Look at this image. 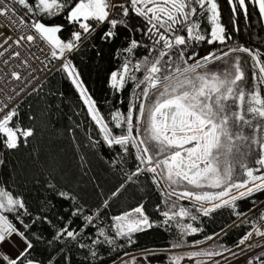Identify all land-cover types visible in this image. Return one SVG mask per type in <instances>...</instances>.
Wrapping results in <instances>:
<instances>
[{
	"label": "snow or ice",
	"instance_id": "6c2138e0",
	"mask_svg": "<svg viewBox=\"0 0 264 264\" xmlns=\"http://www.w3.org/2000/svg\"><path fill=\"white\" fill-rule=\"evenodd\" d=\"M227 4L237 33L238 14L242 12L248 21L250 6L264 21V0H227ZM116 9L120 11L115 12ZM133 15L143 21L134 28L130 23ZM58 17L73 28L67 40L60 35L65 31L64 24L45 22ZM0 18L19 33L14 39L0 29V37H4L0 41V57L8 53L7 58L0 59V65L7 66L6 70L0 67V92L10 88L11 82L26 85L35 79L37 69L31 61L40 59L36 55L39 51L44 54L41 71L61 72L79 96L90 121L82 129L86 137L84 147L94 149L102 142L109 149H118L111 164L120 168L123 182L97 208L88 211L70 192H56L59 198L70 202V215L48 241L49 247L56 242H71L87 249L95 259L101 246L114 250L122 246L117 244L121 240L128 245L136 243L137 234L158 226L145 212L143 203L110 216L107 226H101L100 221L111 201L129 184H138L143 176L161 196V203L156 205L160 225L166 230L175 229L179 237L167 249L168 264L182 261L219 264L214 258L222 256V250L200 246L220 233L192 241L186 238L203 232L194 222H200L202 217L210 218L225 208L231 210L241 225H251L236 248L243 254L264 249L259 239L264 238L261 227L264 210L255 222L248 218L252 208L248 212L239 210V202L264 192V59H261L264 52L229 43L233 36L222 23L218 0H0ZM205 20L207 28L203 26ZM105 26L102 42H113L120 28L129 33L127 47L116 50L114 58L121 63L109 74L108 88L121 97L128 85H132L127 111L114 107L107 118L73 62V54ZM137 34L139 40L135 38ZM205 43L218 47L201 56L198 49ZM13 46L16 50L9 51ZM141 48L146 54L137 57L136 52ZM239 53L251 57V89L247 87L243 66L246 62ZM217 63L223 67L212 70L210 66ZM24 91L21 87L15 95ZM8 99L9 103H0V143L6 150H15L21 141L27 144L34 129L21 126L20 112L13 106L12 97ZM118 103L122 105L123 100L119 99ZM28 118L33 119L31 115ZM93 126L99 139L91 131ZM75 128L80 129L81 125L76 124ZM247 129H251V135ZM68 131L80 153L81 169L85 170L86 154L73 128ZM254 152L257 157L254 166H250L249 157ZM129 158L134 161L131 171L124 168ZM3 163L0 159V165ZM48 187L55 190L51 182ZM251 202L255 208L257 201ZM28 215L24 199L0 185V264H42L32 256L34 242L27 235L32 225L23 219ZM73 218L82 221L78 228L72 227ZM40 220L51 223L47 216H36L33 224ZM89 228L93 230L91 233L87 232ZM85 236L90 243L84 241ZM253 237L258 238L256 242H252ZM16 238L25 247L13 258L5 249L8 246L18 249ZM217 247L223 249V245ZM182 248L193 250L173 251ZM59 251L64 253V264H71L64 248ZM124 256L129 259L121 257V264H137V257L127 252ZM54 260L55 256L50 254L47 264H53ZM247 264H264V250L249 256Z\"/></svg>",
	"mask_w": 264,
	"mask_h": 264
},
{
	"label": "trees",
	"instance_id": "16d2710c",
	"mask_svg": "<svg viewBox=\"0 0 264 264\" xmlns=\"http://www.w3.org/2000/svg\"><path fill=\"white\" fill-rule=\"evenodd\" d=\"M221 6L222 23L227 28L228 33L233 36V41L253 50L259 49L264 52V28L260 18L255 12L251 25L244 19L243 13H239L237 24L240 31L237 33L233 28V17L227 0H218ZM50 24H64L65 31L60 35L67 39L70 27L66 20L58 17L45 21ZM131 26L143 23L134 15L130 20ZM205 28L209 27L205 20ZM106 26L94 34V37L87 41L85 46L77 53L73 54V62L78 68L85 86L88 88L102 114L107 118L114 107H121L125 112L128 107L129 93L132 85L129 84L121 97H116L108 88V77L112 70L119 67L121 61L114 58L117 49L127 47L126 37L129 33L126 29L120 28L119 35L113 42H102L100 37ZM136 39H140L137 34ZM93 45H95L93 47ZM218 45L209 46L206 43L199 49L201 56ZM99 53V55L97 54ZM144 49L136 52L137 57L145 55ZM246 75L248 77L247 87L252 88L251 58L246 53H239ZM264 59V56L261 57ZM212 70H217L223 66L219 63L210 66ZM63 93V95H61ZM122 99L123 104L118 100ZM20 123L23 128H33L34 135L28 138L27 144L21 141L20 147L15 150L4 149L0 143V185L11 190L14 195L24 199L30 213L24 216L25 223L32 225L29 239L34 242L32 256L42 264H47L50 254L55 256L53 264H64V253L60 252L61 247L71 257V264H110L124 256V253L146 251L150 249H164L179 239L175 229L166 230L160 225L161 217L156 211V205L161 203V196L149 179L141 176L138 184H129L127 188L115 199L111 201V207L105 209V215L100 221L101 226L109 224V217L120 214L143 203L145 212L158 226L135 236L136 243L128 245L126 241H118V246L114 250L107 245L98 249V258H91L87 249H80L71 242H56L51 247L48 241L52 239L57 228L63 227L64 221L70 215V202L62 200L56 195L57 191H68L77 198V201L86 205L88 211L97 208L104 199L119 187L123 182V173L119 167H114L111 160L115 158L117 150L109 149L102 142L94 149L84 147L86 137L82 129H86L90 121L86 119V111L79 99V96L70 82L59 72H53L34 93L30 94L19 106ZM79 113V114H78ZM29 115L33 119H29ZM80 124L81 128H75ZM69 128L75 131L76 139L81 145V150L86 154L88 168L81 169L79 155L73 137L69 133ZM93 135L99 139L95 126L91 129ZM248 135L252 134L251 129L246 130ZM257 153H252L249 157L250 166H254ZM125 170L131 171L134 168V161L129 158L124 165ZM240 170L237 169L239 174ZM86 173V174H85ZM243 178L242 176L240 177ZM55 185V190L48 187L49 183ZM252 200L257 201L253 208ZM186 205L188 202H184ZM163 207V206H162ZM250 221H257L260 213L264 210V192L257 193L254 197L239 202V210L248 212ZM10 215V214H9ZM36 216H47L51 223L43 220L33 224ZM63 217V219H61ZM14 219V217H12ZM73 228H78L82 221L73 218ZM237 221L230 209H221L210 218H201L200 222H194V226L203 228V232L187 237L188 241L203 239L204 236L213 233H221L215 240L208 244V247L215 250H226L235 245L238 239L251 229V225L231 226ZM18 227H21L17 224ZM23 231V228L21 227ZM91 228L87 232L91 233ZM226 233V234H225ZM34 234V235H33ZM36 237H40L39 240ZM86 243H90L87 236L83 237ZM102 239V238H100ZM223 245V249L217 246ZM169 253L150 252L145 254V259L151 264H168Z\"/></svg>",
	"mask_w": 264,
	"mask_h": 264
},
{
	"label": "built area",
	"instance_id": "2783aa9c",
	"mask_svg": "<svg viewBox=\"0 0 264 264\" xmlns=\"http://www.w3.org/2000/svg\"><path fill=\"white\" fill-rule=\"evenodd\" d=\"M117 2H122V0H117ZM119 11H120V9H116L115 10V12H119ZM0 29H3L6 35H11L14 39L17 38L18 35H19V33L17 31H14L13 28L10 25H8L7 21L5 19H3V18H0ZM71 31H73L72 27H70V33H71ZM70 33H69L67 39L69 38ZM3 38L4 37H0V41H2ZM5 47H7V46H5ZM0 50H2V49H0ZM14 50H16V46H13V48L10 49L9 51H14ZM36 55L39 56L40 59L39 60L33 59L31 61L33 67L37 69V71L34 73L35 79L31 83L26 84V85H20L18 82H11V87L10 88H5L4 92H0V103H9L8 97L11 96L13 101H14L13 106H15L16 108H19V106L22 104V102L30 94L36 92L43 85V83L46 81V79L53 72H55V70H52L51 72L41 71V69L43 68V65L40 63V61L44 59V54L39 52V51H36ZM7 56H8V53H5V56L4 57H0V59H5V58H7ZM54 63L58 64V62H54ZM0 67L5 68V70L7 69L6 65H0ZM21 87H24L25 91L21 92L19 96H16L15 92L19 91V89ZM33 88H35L36 91H32ZM261 227L264 228V222H261ZM239 239H238V241H239ZM257 239L258 238L253 237L252 242H256ZM259 239H260V241L262 243H264V238H259ZM209 242H211V241H208L205 244H207ZM235 245H233L232 247L224 250L222 256L215 257L214 259L216 261H219V264H247V259H248L249 256H251L253 254H258L261 250H264V249H261V248H257V249H253L252 252H247L246 254H243V253L240 252V250L238 248H236ZM242 247H244V246H242ZM229 249L231 251H228ZM145 253H146V251H137V252H131L129 254H130V256L137 257V264H151L145 259V256H144ZM233 253H235L236 255L234 256ZM122 257L124 259H129V257H126V256H122ZM110 264H121L120 258L117 259L116 261L110 263ZM181 264H188V262L182 261Z\"/></svg>",
	"mask_w": 264,
	"mask_h": 264
},
{
	"label": "water",
	"instance_id": "95a60500",
	"mask_svg": "<svg viewBox=\"0 0 264 264\" xmlns=\"http://www.w3.org/2000/svg\"><path fill=\"white\" fill-rule=\"evenodd\" d=\"M239 222V220H237V221H235V225L237 224ZM234 225V223H232L231 225H230V227L231 226H233ZM222 233V232H221ZM220 233V234H221ZM17 239V245L19 246L18 247V249H15V248H13L12 246H8V247H6V252L8 253V254H10L13 258L16 256V255H18V253H19V251L20 250H22L24 247H25V245L19 240V238H16Z\"/></svg>",
	"mask_w": 264,
	"mask_h": 264
},
{
	"label": "rangeland",
	"instance_id": "374dc122",
	"mask_svg": "<svg viewBox=\"0 0 264 264\" xmlns=\"http://www.w3.org/2000/svg\"><path fill=\"white\" fill-rule=\"evenodd\" d=\"M209 243H211V242H209ZM209 243H207L205 245H201L200 247L207 248ZM167 249L168 248H164V249H150V250H146V253L145 254L150 253V252H167V253H169L167 251ZM190 250H193V249H190V248L173 249L174 252H184V251H190Z\"/></svg>",
	"mask_w": 264,
	"mask_h": 264
},
{
	"label": "flooded vegetation",
	"instance_id": "af4514ba",
	"mask_svg": "<svg viewBox=\"0 0 264 264\" xmlns=\"http://www.w3.org/2000/svg\"><path fill=\"white\" fill-rule=\"evenodd\" d=\"M257 13V15H258V17H259V14H258V12L254 9V8H252L251 6L249 7V19H248V21H246V23L248 24V25H251V23H252V18H253V15H254V13ZM260 21H261V19H260ZM262 22V25H263V28H264V21H261Z\"/></svg>",
	"mask_w": 264,
	"mask_h": 264
},
{
	"label": "bare ground",
	"instance_id": "6f19581e",
	"mask_svg": "<svg viewBox=\"0 0 264 264\" xmlns=\"http://www.w3.org/2000/svg\"><path fill=\"white\" fill-rule=\"evenodd\" d=\"M145 256V255H144Z\"/></svg>",
	"mask_w": 264,
	"mask_h": 264
}]
</instances>
